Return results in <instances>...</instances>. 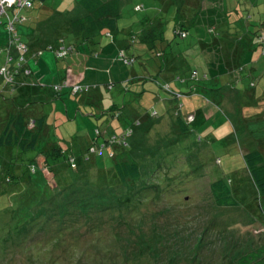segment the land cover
<instances>
[{"label": "rangeland", "instance_id": "374dc122", "mask_svg": "<svg viewBox=\"0 0 264 264\" xmlns=\"http://www.w3.org/2000/svg\"><path fill=\"white\" fill-rule=\"evenodd\" d=\"M38 2L24 9L21 16L25 19L15 23L24 43L36 29L26 15L41 10ZM49 8L65 17L78 14L77 0H45L43 16L50 14ZM180 10L198 17L195 25L186 23L189 32L184 38L175 31ZM5 18L0 16L2 44L9 38ZM262 20L264 0H123L120 38L124 32L133 35L144 28H159L165 39L157 40L156 49L165 55L149 48L138 50L132 65L115 60L116 55L107 56L117 80L109 82V74L96 72L100 77V81L96 77V89L101 95L90 105H79L77 118L74 100L46 102L43 92L39 95L32 111L47 117L44 138L34 150L20 157L16 154L12 166L16 175H31L38 191L29 181L23 187L8 186L0 176V197L9 193L11 202L16 198L15 205L0 210V264H254L264 257V196L259 195L243 156L250 150L264 154V56L259 46L245 57L242 52L237 54L240 62L235 75L239 79L231 83L233 74L224 60L220 68L203 76L201 43L212 39L214 29L220 33L227 26L232 28L231 37L238 40L240 30L247 31L249 26L256 30ZM50 23H43L44 34L51 31ZM104 37L113 38L106 32L99 41ZM58 38L75 47L66 59L76 58L81 64L75 52L77 41L65 23L53 41ZM227 39L223 48L230 43ZM135 48L141 49L139 41ZM91 50L92 46H82L84 55ZM54 54L49 49L36 60L29 56L34 72L50 84L58 83L54 72L66 63V59L57 62ZM4 59L0 50V66ZM43 63L54 64V70L46 72ZM37 65L43 69L39 71ZM194 70L199 72L197 78L192 75ZM214 76L221 79L218 87L207 85ZM166 81L176 90L174 94ZM3 83L0 78V86ZM0 104H4L1 96ZM114 104L120 109L115 117L109 112ZM83 110L91 116H84ZM177 110L188 123L186 131L179 128ZM95 128L109 136L134 130L129 148L141 166L139 179L123 183L114 168L100 169L110 164L108 148L103 155L99 153L100 168L94 163L76 170L58 165L56 174L43 172L44 156L39 152L47 141L66 148L78 138L86 148L89 143L85 141L95 136ZM36 158L37 172L30 173L28 165ZM0 165L6 173L3 157ZM222 179L230 186L236 206L216 202L212 183ZM46 188L49 191L44 193L49 196L39 193ZM35 198L39 201L32 204ZM20 207L33 213L26 226L14 223Z\"/></svg>", "mask_w": 264, "mask_h": 264}, {"label": "trees", "instance_id": "16d2710c", "mask_svg": "<svg viewBox=\"0 0 264 264\" xmlns=\"http://www.w3.org/2000/svg\"><path fill=\"white\" fill-rule=\"evenodd\" d=\"M35 1L43 2L45 0H33L32 3L35 4ZM79 1L87 10V14L70 19L69 22L66 23L67 29L70 30V33L73 34L74 39L77 41L76 45H81L84 47L92 46L93 50L91 51L93 55L97 56V51L99 49L98 47L101 44V40L99 41V38L107 32L109 38L113 36V38H110L112 41L107 46L108 48L112 49L111 53H113L115 51L116 42H121L120 36L122 35V29L119 26V19L121 17V0ZM239 4L241 6L242 2H240ZM29 8L32 7H24L21 12H23L24 9ZM7 11L11 12V9L8 8ZM196 14H198V12ZM0 16L3 17L4 15ZM5 19L6 22H2L6 26V29L9 33V38L7 39V42L5 44H0V50L5 54V59L0 66V78L4 81V83L0 86V96L2 97V102L4 103L0 104V157H3L4 161L7 162V169L5 170L6 173H4V166L0 165V176L3 174V180L5 181V183H7L8 186H11L12 184H18L23 187L25 186L23 184L29 181L31 183L30 185L37 189L35 183L31 179V175H28L26 177H24L23 175H16L14 174V168L12 167L15 163V155L18 154V156L20 157L21 154L29 150H34L37 147V144L44 138L45 131L47 129L48 120L46 115H37L34 110L32 111V109H34V106L32 105L39 102V95H41L42 92L43 95H45L43 100H45L46 102L53 100L65 101V99H71L74 101H78V103H81L83 98H86L87 94H89L92 88L91 84L88 83H70L68 80H66L65 77H62V79L58 81V83L36 85V83H34L33 81L34 69L29 63V54L41 47L36 51L37 55L39 56L43 52V50H49L50 45L54 47L53 42H57L58 45L61 43L66 46V44L62 42L64 39L60 41L58 38L53 41L55 39V35H57V32L61 30L62 26H54V31L48 37V41L51 42L45 44L40 43L36 47L34 45V42L26 41L29 51L27 52L25 57L21 59V56L16 54L14 58L9 59L11 36L8 29L9 20L8 18ZM197 19L198 17H196V15H192L191 13L188 14L187 12L184 13L181 10L178 11L175 19L176 33L183 38L187 37L189 28L186 23L190 21L192 25H195L197 23ZM223 24H225V22H223ZM231 29L232 28L230 26L222 27L220 33L217 31V29H214L215 35L207 43L211 44L212 49L215 51L221 52V50H223L225 52H229L232 56H235V62L237 64H239L240 62V59L236 58L238 56L237 54H240V52H242L243 56L245 57L248 51L253 52L258 46L261 47L260 55L264 56V20L261 21L260 26H257L256 30H250L249 28L247 31L240 30V34L242 37H239L238 40L237 38L233 39L231 37V34L233 33ZM16 31L17 35L22 41L23 39L19 34V30L16 29ZM210 31L212 32V30ZM182 33H185V36H182ZM123 35L126 36L125 40L127 42L120 47L117 46V49L115 51L116 53L114 55H116L115 60L120 61L125 65H132L136 62L138 57L136 51L138 50L142 52L146 51L149 48L153 49L154 52L160 53V50L156 49V42L158 39H163L164 32L159 28H144L139 31L138 34H133L135 36L126 34L125 32L123 33ZM227 36H229L230 38V40L227 39L230 41V43H228V47L223 48V46L225 45V42H223V40L226 39ZM242 39H246L247 41ZM137 41L141 43V49L135 48ZM66 47L69 48V51L64 56H58L55 52V56L57 59L67 58L75 49L73 45ZM242 47L244 49H242ZM130 48H132L133 50H131L130 52L127 51V49ZM229 48L231 49L229 50ZM111 49L108 51V54H110ZM122 51L125 56L124 58L132 59V63L128 64L124 62L120 54ZM219 60L224 59L219 58ZM231 62L232 61L230 60V62H228L229 64H227L228 69L233 68V66L230 65ZM220 63L222 62L219 61L218 66L216 65L215 68L221 67ZM3 67L6 68V73L1 72V69ZM210 71L205 67L203 76L207 77ZM198 74L199 72L198 70H196L192 75L194 78H197L199 76ZM216 77L217 76H214L213 79L210 80V82H207L208 84L205 81V86L208 87L215 85L218 87L220 85V82L217 83L215 81ZM169 84L170 83H167V89H169L172 93H175L176 90L172 89L171 85ZM112 85L113 84H109V86ZM75 86H79V89L77 91L75 90ZM6 91H9L11 95L9 96L7 94L6 96ZM192 92L194 91L192 90ZM179 106H181V104ZM179 106L178 109H182L181 107L179 108ZM119 110L120 109L117 107V104H114L110 108L109 112H113V116L115 117L117 111ZM122 116L123 114L121 115V117ZM178 124L181 131H186L188 129V123L186 122L185 118L181 116L178 117ZM122 132L123 133L119 136L121 138H124L125 131ZM94 134L95 136H92L89 141H85V143H89L86 148L84 147V142H81L80 140H78V138L76 140L74 139V141L71 142V144L66 148L56 141H47L46 147H44L42 151L39 152L44 156V160L41 161L44 168H42L43 172L46 173V171H53V173L56 174L58 172H55V169L58 165L63 168L65 167L66 169L71 168L74 170L92 163L99 167V149L101 148V143L106 141L108 143L106 147L108 148L109 152L108 157L111 159V161L109 162L110 164H108L109 166H107L106 168L99 167L100 169L114 168L123 183L129 180H137L142 176L140 164L130 156L131 149L129 148V143L126 145L118 143L110 144V136L108 135V133H103L100 128H95ZM99 139H101V143H99ZM15 147L18 148V153L14 152ZM103 151L102 153H100L101 155H103ZM243 156L245 159L246 167L249 169L251 177L259 191V195L264 196V154L261 152V150H250L244 153ZM51 157L53 159V162H51ZM36 160L37 158L33 159V161L29 163L28 172H37V167L34 166L36 165ZM73 164H75V166H73ZM104 164L106 166L107 163ZM212 184L213 194L218 205L236 206L238 204L237 200L232 195L230 186L225 182V180H216ZM59 185H61V183ZM47 186L49 188V181L47 183ZM48 188H46V191H39V193L49 196L47 193H44L49 191ZM9 197H11L9 193L6 195H1L0 201L3 207L0 208V210L8 209V207L16 204L14 202L16 198H14V200L11 202ZM35 200L36 202H33V200L31 199V203L36 204L39 201L38 198H35ZM32 214L33 213L28 212L27 209L20 207L19 213H17V216H15L16 218L14 223L26 226L25 221L31 219ZM242 261L244 262V259H242ZM254 264H264V257L256 261Z\"/></svg>", "mask_w": 264, "mask_h": 264}, {"label": "crops", "instance_id": "0c3cea01", "mask_svg": "<svg viewBox=\"0 0 264 264\" xmlns=\"http://www.w3.org/2000/svg\"><path fill=\"white\" fill-rule=\"evenodd\" d=\"M105 1H107V0H105ZM38 3L40 5V9L41 10L40 11L39 10L33 11V12L29 13V16H27L28 14L26 15V20L30 19L29 21H33L36 24L35 32L33 34H30L29 35V39H28L29 42H31V41L34 42V45L36 47L40 43H43V41H41L42 39L46 40V43L51 42V41H48V39H49L48 37L54 31V26H59L60 27V26H62L63 23H65V24L68 23L70 19H73V18H76V17H79V16H84L85 14H87V10L80 3L79 0H77V7H78L77 8L78 9L77 13L78 14H76L75 17H65L63 14H57L56 12H58V11L54 10L53 8H49L50 14H46V16H43V10H42L43 2H38ZM122 4H123V0H121V7H122ZM74 8H76V7H74ZM30 9L31 8H29L27 10H30ZM47 16H48V18H46ZM56 20L60 21L61 23H59ZM47 21H52L53 24L52 23H50V24H52L53 26L51 25V29H50L51 31L47 30L45 32V34H44L43 30H41V28H42L43 23L47 24ZM248 28L250 29V26ZM47 34H49V35H47ZM105 38L107 39V37L102 38L101 44L99 45V47L97 46L100 49V50L98 49V51H97L99 56L98 55L97 56L93 55L92 52H91V54L85 53V55H84L82 53V46L80 45V46L77 47L75 52L77 53V55L79 57L78 59L80 60L81 64L78 61H74L76 58H73L72 61H70V60L68 61V59L65 58L66 60H63V61H66V63L64 62L65 66L63 65V67L60 68V69L57 68V70L54 72L55 73V77H57L59 79V81L62 79V77H65L66 80H68L70 83H89V84H91V88H94V89H92L89 92V94H87L85 99L83 98L81 103H78V101H75V103L77 104L76 106H78L77 108H75V111H74L75 118H77L79 113H80L79 105H82V103L85 104V105H90V104L93 103V100H96L101 95L99 89H96L97 84H98V81L96 80V77L100 81V77H99L98 73L96 75V72H101L102 71V72H106L107 74H109L110 75L109 82L110 81L116 82L114 80H117V79H114V75H112L113 74V69L112 68L109 69V60H107V56H109V57L110 56H114V54L116 53L115 51L117 49V46L120 47L121 45H123L124 43L127 42L125 40L126 36H124V35L122 36V38L120 39L121 42H119V43L116 42L115 51L113 53H111L112 49L107 47L108 44L111 42V40L109 41L107 39L105 41ZM106 42H108V43H106ZM201 43H202V52H204L202 54V57H203V55H205V58L202 61L204 67H206V69H208L209 71L210 70H217L218 68H215V67H216V65L218 66L219 61H221V60H219V58L224 59V61L227 62L226 64H229L228 62H230V60H231L232 62L230 63V65L233 66V68L230 69V74H233L230 77L232 79L231 83L238 82L239 78L235 75L237 73V71H238L237 70L238 69L237 63L235 62V56H232L229 52H225L223 50H221V52L215 51V50L212 49V45L208 44L207 42L203 41ZM0 44H1V42H0ZM39 48H41V47H39ZM110 49H111L110 54H108V51ZM163 49H165V48H163ZM242 49H244V48L242 47ZM36 51L34 50L32 53H30V57H33L32 59H35V60H36V57L38 56ZM186 51H190V49L188 48V49H186ZM161 53L162 52L160 51L159 55H161ZM163 53L165 55L164 51H163ZM218 54H220V55H218ZM261 57H263V56H261ZM58 61H59V59H57V62ZM71 62H73V66L72 67L69 66V64ZM38 63L40 64L41 61L40 62L39 61H37V62L35 61V64H38ZM31 64H32V68H33L34 63L32 62V60H31ZM76 64H80V66L78 65V67H77ZM38 65H37V67H39ZM43 65H44V68H46V72H52V70H51L52 68L54 70V64L50 65V63H46V64L43 63ZM55 65L58 67V64L55 63ZM38 69H39V71H41L43 68L40 66ZM38 69H36V70H38ZM195 71L196 70H194L193 73ZM33 79H34L33 81H34V83H36V85H38V84H42V85L50 84V83H47L49 81H45L46 79L39 77L35 72H34V75H33ZM220 80L221 79L218 78V77L215 79V81L217 83H219ZM166 82L170 83L169 81H166ZM71 109H74V105H72ZM178 110L175 113V115L177 117H179V113H178L179 111ZM180 110H182V109H180ZM66 112H67V114H70L71 110L69 108H67ZM81 113H83V115L86 116V117H89L92 114V113H89L87 110H83V111H81ZM152 115H153V113H152ZM153 117H156V115H153ZM122 121L127 123V120L125 121L124 119H122ZM177 122H178V119H177ZM90 138H92V135H90L89 139L86 140V141H89Z\"/></svg>", "mask_w": 264, "mask_h": 264}, {"label": "built area", "instance_id": "2783aa9c", "mask_svg": "<svg viewBox=\"0 0 264 264\" xmlns=\"http://www.w3.org/2000/svg\"><path fill=\"white\" fill-rule=\"evenodd\" d=\"M33 0H0V15H5L8 17L9 23H8V29L10 32V43L11 47L9 49V59L14 58V56L17 54L21 56V59L25 57L27 52L29 51L28 45L21 41L19 36L17 35V31L15 29V23L18 21H22L25 19V17L21 16V10L24 7H31L33 5ZM8 8L11 9V12H8ZM23 15V14H22ZM182 36H185V33H182ZM50 49H53L58 56H64L68 53L69 48L66 47L64 44H59L57 47L49 46ZM121 58L124 60L125 63H132V59L124 58L123 51L120 53ZM6 68L3 67L1 69L2 73H6ZM29 72V71H28ZM11 80V78H10ZM79 89V86H75V90L77 91ZM153 115H157V112L154 111ZM134 133V130L129 129L125 132L124 138H121L119 135H112L109 137V143H118L122 145H126L129 143V137ZM108 143L106 141L101 143V148L99 149V153H102V151L107 147ZM75 166V164H73ZM34 171V169H33Z\"/></svg>", "mask_w": 264, "mask_h": 264}]
</instances>
